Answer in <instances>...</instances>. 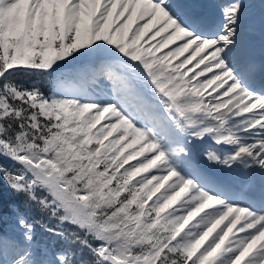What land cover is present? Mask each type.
<instances>
[{"label":"snow or ice","instance_id":"6c2138e0","mask_svg":"<svg viewBox=\"0 0 264 264\" xmlns=\"http://www.w3.org/2000/svg\"><path fill=\"white\" fill-rule=\"evenodd\" d=\"M254 7L0 0V264H264Z\"/></svg>","mask_w":264,"mask_h":264},{"label":"bare ground","instance_id":"6f19581e","mask_svg":"<svg viewBox=\"0 0 264 264\" xmlns=\"http://www.w3.org/2000/svg\"><path fill=\"white\" fill-rule=\"evenodd\" d=\"M252 2L254 5H256V7L252 9V11L257 13V18H258V14L260 12V8H259L260 0H252ZM252 56L254 59L256 57H258L259 59L264 56V38H262L259 30L256 33L255 42L252 50Z\"/></svg>","mask_w":264,"mask_h":264},{"label":"trees","instance_id":"16d2710c","mask_svg":"<svg viewBox=\"0 0 264 264\" xmlns=\"http://www.w3.org/2000/svg\"><path fill=\"white\" fill-rule=\"evenodd\" d=\"M32 80H33V82L38 83L41 87H43L46 90L50 88L49 81L45 78L33 77ZM45 239H47V237H45Z\"/></svg>","mask_w":264,"mask_h":264},{"label":"rangeland","instance_id":"374dc122","mask_svg":"<svg viewBox=\"0 0 264 264\" xmlns=\"http://www.w3.org/2000/svg\"><path fill=\"white\" fill-rule=\"evenodd\" d=\"M249 2L253 4V2L251 0H249ZM145 39H147V37H145ZM102 123H103V121H102ZM161 191H163V190H161ZM157 195H159V193ZM153 199H155V197Z\"/></svg>","mask_w":264,"mask_h":264}]
</instances>
